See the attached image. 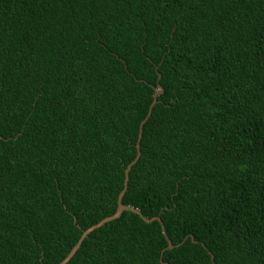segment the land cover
<instances>
[{
	"label": "trees",
	"instance_id": "1",
	"mask_svg": "<svg viewBox=\"0 0 264 264\" xmlns=\"http://www.w3.org/2000/svg\"><path fill=\"white\" fill-rule=\"evenodd\" d=\"M159 87L121 203L161 221L64 264H264V0H0V264L115 212Z\"/></svg>",
	"mask_w": 264,
	"mask_h": 264
},
{
	"label": "water",
	"instance_id": "2",
	"mask_svg": "<svg viewBox=\"0 0 264 264\" xmlns=\"http://www.w3.org/2000/svg\"><path fill=\"white\" fill-rule=\"evenodd\" d=\"M160 78V75L158 76V79ZM157 85L159 86L158 84V81H157ZM162 92V89L159 88H155V92H154V95H153V100L151 102V104L149 105L148 107V112H147V115L144 117L143 121L140 123V126H139V134H138V138H137V142H136V148H137V154H136V157L127 165L125 171H124V182H123V189L121 190V192L119 193L118 195V204H117V208L115 210V212L112 214V215H109L105 218H103L100 222H98L97 224H94L92 226H90L88 229H86L83 234L81 235L79 241L77 242V244L72 248V250L70 251V253L59 263V264H64L66 261L69 260V258L73 255V253L77 250L81 240L90 232L92 231L93 229L97 228V227H100L103 223L109 221V220H112V219H115L117 217H119L122 213V211L124 210H131L133 212H136L138 213L139 215H141L142 219L146 222H149V221H153V220H158V221H161L160 220V217L159 216H153L151 218H147L145 216H143L141 214V212L136 209V208H133V207H130L128 205H124L121 203V199H122V196L124 195L125 191H126V188H127V183H128V172L132 166V164H134L136 162V160L138 159L139 157V141H140V138H141V128H142V124L144 123V121L147 120L148 116L150 115L151 113V110H152V106L154 105V103L156 102V97L159 93ZM163 234L165 235L166 239H167V242H168V248H172L173 245H172V242L170 241V239L166 236V233L163 231ZM178 246V245H177ZM163 252V251H162ZM162 252H161V255H160V259L162 258ZM210 253V252H209ZM210 257H211V260L213 259V255L210 253Z\"/></svg>",
	"mask_w": 264,
	"mask_h": 264
}]
</instances>
